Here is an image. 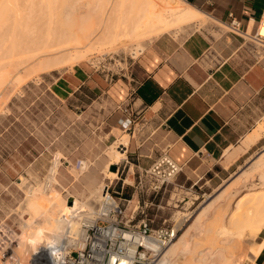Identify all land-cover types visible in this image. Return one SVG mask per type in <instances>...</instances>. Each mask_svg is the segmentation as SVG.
<instances>
[{
    "label": "rangeland",
    "instance_id": "1",
    "mask_svg": "<svg viewBox=\"0 0 264 264\" xmlns=\"http://www.w3.org/2000/svg\"><path fill=\"white\" fill-rule=\"evenodd\" d=\"M4 1L8 5L0 12V37L10 36L13 28L16 29L17 35L19 29H23V34L30 35L44 26L31 24L35 22L33 15L46 11L45 0ZM74 1L77 5L75 11L80 12L84 9L79 10L78 4L86 3L87 7H91L93 2L99 6L109 0ZM135 2L134 5L131 2L133 5L131 7L128 5L129 1L128 4L125 1L127 7L114 16L112 23L115 24L117 32L115 34L119 36L116 35L102 46L90 47V50L88 48L77 50L78 53L81 51L80 53L85 54L83 59L70 55L61 71L35 72L24 81L17 80L19 73L5 77L6 80L0 88V264H32V256L24 252V246L50 221L57 218L67 205L93 204L96 209L102 204L103 187L108 182L112 184L116 177L110 175V167L115 166L116 170L119 169L125 176L127 167L125 168L124 164H127L126 160L132 162L128 150L139 145L144 135V128L140 124L131 125L129 131L123 128H110L107 125V118L111 108L104 100L95 98L88 91L80 89L73 91L64 84V76L72 73L75 68L104 75L117 72L120 68L125 72L129 61L161 35L180 40L194 30L206 29L214 37L230 32L228 27L206 17H201L192 24L174 21L175 23L170 22L168 26L162 25V28L157 26L159 31L156 33L150 32L149 36L146 33L147 35L143 36L146 43L140 48L136 45L138 40H132L125 35L120 36L124 34L128 21L139 14L140 5L136 7L138 1ZM134 6L138 12L135 11L133 15ZM89 22L85 21L79 27L81 35H96L98 32L94 23ZM263 55L264 51L259 50V56ZM261 122H264V118ZM151 132L152 129L145 136L152 134ZM125 139L127 140L125 152L116 161L114 155ZM241 143L242 140L231 150H225V156L220 161L211 163L202 160L200 167L195 171L183 169L158 191L149 189L147 182V187L143 185L142 192L138 195L142 204H137L136 197L130 203L123 202L122 222L134 216L128 224L136 225L138 220L145 218L151 230L171 229L175 234L172 241H175L201 211H208V205L216 203L218 195H222L228 189L232 191L233 184L240 177L254 174L251 163L264 151V139L240 159L236 166L229 171L222 169L227 168L254 145H250L244 152L240 148ZM108 162L113 164L106 167ZM207 168H211L217 174L207 173ZM116 170L113 172L116 173ZM258 183L255 175L248 182L255 185ZM111 189L114 190L112 186ZM85 216L68 223L62 233L64 234L67 229L85 230L86 227L82 223L87 217L96 221L97 213L89 212ZM56 231L57 227L50 234L56 236ZM62 233H59L58 241L63 237ZM50 234L48 238H53ZM261 236L253 242L259 241ZM172 241L166 242L163 249L162 246L157 248L155 253L145 252L142 258L144 264H159L154 255L158 253L157 251L167 249ZM249 245L244 244L245 251L249 249ZM169 260L166 259L167 262ZM238 261H242V255L238 257Z\"/></svg>",
    "mask_w": 264,
    "mask_h": 264
},
{
    "label": "crops",
    "instance_id": "2",
    "mask_svg": "<svg viewBox=\"0 0 264 264\" xmlns=\"http://www.w3.org/2000/svg\"><path fill=\"white\" fill-rule=\"evenodd\" d=\"M183 1L225 27L235 18L240 32L214 37L206 29L194 30L180 40L161 35L130 60L123 73L107 78L75 68L63 78L73 91L104 100L111 108L110 128H122L125 117L144 128L141 143L128 150L132 162L126 160L125 176L117 169L111 184L129 203L136 197L142 204L138 195L148 185L143 172L162 153L182 170L195 171L202 160H222L225 150L237 146L264 118V55L257 54L260 45L254 36L264 0ZM150 129L152 134L145 136ZM263 139L264 134L223 171L236 166ZM206 171L217 174L211 168ZM253 264H264V245Z\"/></svg>",
    "mask_w": 264,
    "mask_h": 264
},
{
    "label": "bare ground",
    "instance_id": "3",
    "mask_svg": "<svg viewBox=\"0 0 264 264\" xmlns=\"http://www.w3.org/2000/svg\"><path fill=\"white\" fill-rule=\"evenodd\" d=\"M45 1V7L49 10L46 9L45 12H38L33 15L35 22L31 24L44 25L42 28L30 33V35L23 34V29H19V35H17L16 29L13 28L10 36L0 37V88L6 80L5 77L7 78L10 74L17 75L19 73L17 80L24 81L35 72L61 71L70 55H74L77 59L85 57L84 53H80L81 51L78 53L77 50L107 44L111 38H115L116 35L119 36V34H115L117 33L115 24L112 23L114 16L119 14L124 7H127L128 1V5L131 7L135 2V0H109L99 6L92 2L91 7H87L86 3H83L78 4V9L84 10L80 12L77 10L76 12L77 5L74 0ZM125 1H127L126 5ZM137 1L135 5L136 7L140 5L138 7L139 14L136 15V18L133 17L134 20L131 19L132 17H130L131 20H127L129 26L125 25L124 34L120 36L125 35L132 40H138V44H136L139 45L138 47L145 45L146 38L144 39L143 36L146 33L159 31L157 26L162 28V25L174 21L192 24L203 16L198 10L181 0ZM5 5L8 4L4 0H0V12ZM136 7L133 8L135 10L132 9L133 15L135 11L138 12ZM70 8L74 10L70 11ZM85 21L94 23L98 32L92 31V33H96V35H81L79 27ZM23 23L18 22V24ZM160 24L161 26H159ZM258 31L264 35V15ZM263 130L264 122H258L242 139L240 148L245 152L262 136ZM126 145L127 140L125 139L118 146L114 155L116 161L124 154ZM111 164L113 162H108L106 167ZM251 169L259 183L257 185L248 184L253 175L242 176L236 180L232 191L228 189L222 195H218L216 203L209 204L208 211H201L193 223L175 241L171 240V245L167 249L160 250L161 252L157 251L158 253L154 257L156 256L159 264H253L254 258L264 245V151L251 163ZM109 173L113 178L116 176L113 171ZM100 207L101 204L96 209L93 204L67 205L57 218L48 221V225L24 246V252L26 251L32 256V264H61L63 252L57 254L56 248L51 244L58 241L59 233L64 231L68 223L78 220L80 216H85L89 212L99 213ZM204 209L206 210V208ZM85 222L88 225L95 224V221L88 219V217ZM55 227H57L56 236L52 234L53 238H48ZM186 232L189 234H185ZM121 233L126 232L121 231ZM52 235L50 234V237ZM260 235H262L261 239L253 242ZM172 236L175 237L173 232ZM138 240L140 239L135 236L134 245L138 244ZM245 243L250 244L247 251L244 249ZM144 244L153 247L156 252V249L161 246L163 249L165 243H159L146 237ZM241 255L242 261L239 262L238 257ZM167 258L170 259L168 262L166 261ZM91 263L88 258L79 257L75 264ZM121 263L126 264V261L121 259Z\"/></svg>",
    "mask_w": 264,
    "mask_h": 264
},
{
    "label": "built area",
    "instance_id": "4",
    "mask_svg": "<svg viewBox=\"0 0 264 264\" xmlns=\"http://www.w3.org/2000/svg\"><path fill=\"white\" fill-rule=\"evenodd\" d=\"M263 14L264 12L254 33L255 39L260 45V51H264V35L258 31ZM228 28L230 32L238 34L240 32L239 21L232 17ZM257 54L259 55V52ZM123 71V68H120L117 72L107 74V78L120 74V72L123 73ZM131 124L132 120L128 117L120 121L124 130L129 131ZM181 171L182 166L174 162L166 153H162L143 173L148 179V188L152 191H158ZM103 191L102 204L100 212L97 213L95 224L82 223L86 227L83 231L67 229L59 241L51 244L57 249H55L57 254L63 252L61 264H75L79 257L88 258L91 260V264H122L121 259H124L126 264H144L142 258L145 252L155 253L152 247L144 244L146 237L159 243L172 240L174 236H172L171 229L151 230L148 220L145 218L138 220L136 225L128 224L134 216L122 222L124 218L123 202H128V200L122 199L118 192L111 189V182L105 184ZM121 231L126 233H121ZM135 236L140 240H138V244L134 245ZM140 249L142 253H140Z\"/></svg>",
    "mask_w": 264,
    "mask_h": 264
},
{
    "label": "water",
    "instance_id": "5",
    "mask_svg": "<svg viewBox=\"0 0 264 264\" xmlns=\"http://www.w3.org/2000/svg\"><path fill=\"white\" fill-rule=\"evenodd\" d=\"M111 171H115L116 170V167L115 166H112L110 167Z\"/></svg>",
    "mask_w": 264,
    "mask_h": 264
}]
</instances>
